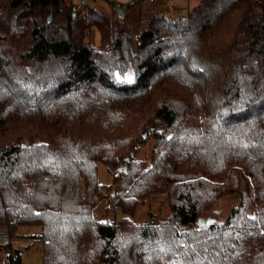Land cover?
<instances>
[{"label": "trees", "instance_id": "trees-1", "mask_svg": "<svg viewBox=\"0 0 264 264\" xmlns=\"http://www.w3.org/2000/svg\"><path fill=\"white\" fill-rule=\"evenodd\" d=\"M108 4L0 0V227L38 228L41 264H264V0L154 15L134 50ZM157 195L169 217L135 222Z\"/></svg>", "mask_w": 264, "mask_h": 264}, {"label": "rangeland", "instance_id": "rangeland-1", "mask_svg": "<svg viewBox=\"0 0 264 264\" xmlns=\"http://www.w3.org/2000/svg\"><path fill=\"white\" fill-rule=\"evenodd\" d=\"M108 1L110 0H89L88 5L98 9L103 13H109L111 8L108 4ZM122 1L123 0H120V2ZM199 1L200 0H188V9L196 6ZM49 11L50 10H47V12ZM186 11L187 10L185 9L183 11L173 12V10L169 8V10H167L164 15L179 17L184 15ZM139 37L140 35L138 36V38L136 36L133 37L131 42V50H134ZM92 42L94 45H97V37L95 32L92 33ZM124 76L126 80H129L132 77L130 68L127 69ZM151 142L152 140H148L147 144L142 148V152H146L147 149H149ZM97 167V181L99 184L107 185V190L105 193L107 197L104 200L97 201L95 207L93 208V215L99 220L107 219L109 222H113L114 220L118 221V219L121 217V213L119 212V210L110 211L112 205H114L115 203V200H113L112 197L114 196V192L116 190V183H114L113 181L112 172H109L102 164H99ZM168 202V198L164 195H157L153 197L147 203L139 207L140 209L138 210L134 218L135 222L144 223L149 218H153L155 221L166 220L170 214V204ZM236 203L237 200L234 196H222L211 207L213 212L216 213L213 218L210 217L211 214H208V217L200 219L204 220L206 223L208 219L209 221H215L216 219L218 221H222L229 215L231 209L236 205ZM114 216L115 218H113ZM7 226L6 228L0 227V229H4V232H6V230L8 229ZM7 234L8 237L6 238L4 235H2V233H0V264H8V260L4 258L5 252H12L13 249L18 247H21V264H41V248L39 243H36V245H32L27 239H25L26 236L39 234L38 228L17 227L14 229V227H10ZM12 259H15V256H13Z\"/></svg>", "mask_w": 264, "mask_h": 264}, {"label": "crops", "instance_id": "crops-1", "mask_svg": "<svg viewBox=\"0 0 264 264\" xmlns=\"http://www.w3.org/2000/svg\"><path fill=\"white\" fill-rule=\"evenodd\" d=\"M111 1L117 2L118 0H111ZM188 7H189L188 0H153L152 2L144 0L138 3L137 5L133 6L131 8V13H130L131 42L134 36L138 38V36L143 33V31L146 28V24L148 20L152 16L164 15L167 12V10H169V8L172 9L174 12V11H183L185 9L189 10ZM96 37H97V34H96ZM25 239H27L32 245H36V243H39L36 240L34 241L33 239H31L30 236H26ZM39 245L41 248L40 243ZM20 248L21 247H18L15 249L20 250ZM20 254H21V250H20Z\"/></svg>", "mask_w": 264, "mask_h": 264}, {"label": "built area", "instance_id": "built-area-1", "mask_svg": "<svg viewBox=\"0 0 264 264\" xmlns=\"http://www.w3.org/2000/svg\"><path fill=\"white\" fill-rule=\"evenodd\" d=\"M62 1L64 3H67L70 0H62ZM71 1L74 2L77 9H81V10L86 9L87 5L89 4V0H71ZM142 1H144V0H126V1H122V2H120V1H117V2L111 1V2L113 3V6L116 10L117 9L123 10L127 7H133ZM147 1L152 2L153 0H147ZM4 255H5V257L8 258L11 256V253L7 251V252H5Z\"/></svg>", "mask_w": 264, "mask_h": 264}, {"label": "water", "instance_id": "water-1", "mask_svg": "<svg viewBox=\"0 0 264 264\" xmlns=\"http://www.w3.org/2000/svg\"><path fill=\"white\" fill-rule=\"evenodd\" d=\"M116 12H117V14H118L119 16H122V15H123V13H122V11H121L120 9H117ZM48 20H50V17H48ZM151 130H153V128H151ZM145 136H146V133L143 134V138H144ZM131 155H132V153H131ZM123 161H124V163H126V162L129 161V159H128V158H125ZM125 169H126V167H125V165H123V166H121V167H119V168L117 169V172H118V173H124V172H125ZM205 224H206V222H205L204 220H202V219H199V220L197 221V226H198V227H202V226H204Z\"/></svg>", "mask_w": 264, "mask_h": 264}]
</instances>
